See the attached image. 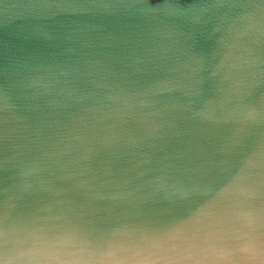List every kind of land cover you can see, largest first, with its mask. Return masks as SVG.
<instances>
[{
	"label": "clouds",
	"instance_id": "9594fccd",
	"mask_svg": "<svg viewBox=\"0 0 264 264\" xmlns=\"http://www.w3.org/2000/svg\"><path fill=\"white\" fill-rule=\"evenodd\" d=\"M0 16V264H264V0Z\"/></svg>",
	"mask_w": 264,
	"mask_h": 264
},
{
	"label": "water",
	"instance_id": "95a60500",
	"mask_svg": "<svg viewBox=\"0 0 264 264\" xmlns=\"http://www.w3.org/2000/svg\"><path fill=\"white\" fill-rule=\"evenodd\" d=\"M148 2L155 5L161 3L162 0H148ZM182 2H191V0H182ZM22 23L23 21L17 17L0 16V59L3 58L7 44L18 42V37L13 33L19 31Z\"/></svg>",
	"mask_w": 264,
	"mask_h": 264
}]
</instances>
